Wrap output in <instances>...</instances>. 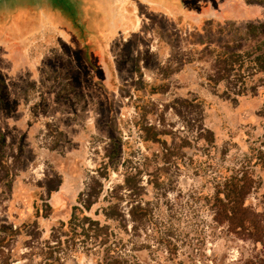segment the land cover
<instances>
[{"label":"rangeland","instance_id":"obj_1","mask_svg":"<svg viewBox=\"0 0 264 264\" xmlns=\"http://www.w3.org/2000/svg\"><path fill=\"white\" fill-rule=\"evenodd\" d=\"M55 1L76 20L74 2ZM96 1L100 18L88 47L62 29L67 23L59 17L0 13V264H98L101 253L80 243L73 248L66 236L58 244L53 229L68 223L88 185L98 189L94 180L105 191L121 184L127 159L143 157L151 161L137 180L152 222L124 235L138 260L243 264L255 245L216 226L204 201L217 168L237 167L263 145L264 93L229 99V83L213 78L222 51L264 54V0H180L171 7ZM23 3L0 0V12ZM142 125L157 126L174 145L191 141L179 155L193 163L185 159V168L168 171L159 187L148 181L159 176L161 145L144 141ZM202 126L214 134L213 147L196 138ZM256 175L247 204L264 216V171ZM101 207L88 214L103 220L95 215ZM167 234L177 256L160 244Z\"/></svg>","mask_w":264,"mask_h":264},{"label":"trees","instance_id":"obj_2","mask_svg":"<svg viewBox=\"0 0 264 264\" xmlns=\"http://www.w3.org/2000/svg\"><path fill=\"white\" fill-rule=\"evenodd\" d=\"M231 53L222 51L217 56V76L215 84L227 82L230 91H226L227 98L237 100L240 96L257 95L258 89L263 88L264 93V54L256 53ZM260 75L258 81L256 76ZM231 96V97H230ZM234 97V98H232ZM193 105L192 102L186 101ZM144 141L161 145V150L155 153V163L158 164L159 176L156 182H149L151 187H159L164 184L168 171L185 168V159L188 164L193 159L179 155V152L191 144L184 140L181 145H174L164 136L165 133L158 130L157 126H141ZM196 138L205 141L209 146L215 145V136L204 126L199 127ZM254 149L245 160L237 167H219L215 171L213 180V192L205 196V205L212 212V221L218 227L226 228L228 234L234 237L250 241L255 245L257 252L251 257L243 259V264H264V216L247 204L248 198L258 187L257 169L264 171V142ZM3 136L0 134V151L3 148ZM149 157H143L137 163L133 159H127L129 168L125 171L124 180L105 191L101 181L94 180L98 185H88L86 190L80 193L78 205L73 208V214L68 223H61L53 229V238L62 245V237L73 239V248L78 243L88 253H101L98 264H142L133 249L127 244L124 235L134 237L141 232L142 226L152 222L153 210L144 200L145 187L137 180L145 173ZM152 177V176H149ZM56 188L47 189L49 195ZM99 202L103 203L96 216L103 220L94 219L90 213ZM47 210L51 207L46 205ZM43 209L38 210V214ZM43 217H47L43 213ZM12 233L13 230H11ZM167 239L161 238L160 244L165 251L172 255H178L177 245L172 241L171 235ZM68 239H65V243ZM133 242H131L132 244ZM258 246L261 250H258ZM184 264V263H180Z\"/></svg>","mask_w":264,"mask_h":264},{"label":"flooded vegetation","instance_id":"obj_3","mask_svg":"<svg viewBox=\"0 0 264 264\" xmlns=\"http://www.w3.org/2000/svg\"><path fill=\"white\" fill-rule=\"evenodd\" d=\"M9 1L13 2L16 0ZM23 1L26 2L23 3V6L20 7V5H18V7L12 10L1 11L0 13L15 15L18 14L19 11H26L43 16H45L46 14H50L55 18L59 17L63 19L62 21H65L67 23V25L65 26L61 24L62 29L66 31L73 30V36H75L78 45L83 47L93 46V42L90 41V37L95 34L96 30L92 27H95L97 21L100 18V13L95 0H70L71 2L75 3L76 12L78 9L79 16L75 17L76 20H73V11H71L66 6L61 5L55 0H35V2H32L30 0ZM163 1H170L174 3V1L179 2L180 0Z\"/></svg>","mask_w":264,"mask_h":264},{"label":"crops","instance_id":"obj_4","mask_svg":"<svg viewBox=\"0 0 264 264\" xmlns=\"http://www.w3.org/2000/svg\"><path fill=\"white\" fill-rule=\"evenodd\" d=\"M151 3H160L161 5H166L168 7H171L169 5H173V2H170V1H163V0H149ZM96 4H99L96 0H95ZM177 2V1H175ZM205 8V7H204ZM207 9L205 8V11Z\"/></svg>","mask_w":264,"mask_h":264}]
</instances>
